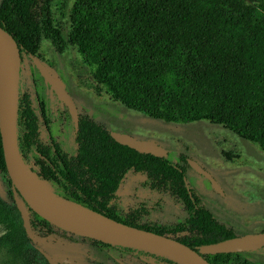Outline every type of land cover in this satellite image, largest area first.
<instances>
[{
	"label": "trees",
	"instance_id": "trees-1",
	"mask_svg": "<svg viewBox=\"0 0 264 264\" xmlns=\"http://www.w3.org/2000/svg\"><path fill=\"white\" fill-rule=\"evenodd\" d=\"M48 14V0H1L0 27L16 40L21 62L35 53L41 30L50 29ZM70 19V41L90 65L93 78L116 100L166 121L206 119L224 124L264 151V0H74ZM22 91L20 67L19 151L32 172L30 157L40 161L42 173L35 174L53 181L49 187L53 193L132 226L163 235L180 231L172 237L197 251L235 236L201 203L188 182V156L180 152L174 160L167 150L164 156L140 152L117 142L110 130L85 116H79L77 130L73 126L74 151L57 155L52 168L35 150L38 123ZM131 172L144 174L151 190L166 191L180 200L190 214L188 222L176 228L130 221L117 209V191ZM0 174L5 175L0 190L20 216L14 191L20 195L6 171L1 136ZM26 207L32 233L38 228L44 234L73 235ZM10 209L0 199V223H6ZM82 238L104 248L119 246ZM8 239L1 241L5 247ZM31 240L25 235L11 251L23 264H49L41 246L23 247ZM130 248L180 264L156 252ZM203 255L215 264L230 253Z\"/></svg>",
	"mask_w": 264,
	"mask_h": 264
},
{
	"label": "rangeland",
	"instance_id": "rangeland-1",
	"mask_svg": "<svg viewBox=\"0 0 264 264\" xmlns=\"http://www.w3.org/2000/svg\"><path fill=\"white\" fill-rule=\"evenodd\" d=\"M73 1L48 0L51 27L41 30L35 53L26 56L21 62L22 93L28 98L38 123L34 148L38 157L54 168L53 159L59 154H71L75 143L73 122L67 107L44 81L33 58L63 80L66 90L75 101L79 116H85L110 131L153 140L170 151V159H177V154L181 152L208 170L222 193L192 168H187L188 182L216 220L231 228L234 234L252 233L263 228L264 151L224 124L206 119L166 121L128 108L116 100L93 78L90 65L69 39ZM246 1L255 3L258 0ZM30 158L34 173L41 174L40 161L36 157ZM4 176L0 174V178ZM44 182L48 187L53 185L49 178ZM143 182H147L144 174L129 173L123 180L119 205L141 211L144 222L150 224L177 228L188 222L190 214L182 202L170 193H145L141 190L140 194H133V187ZM0 199L11 208L6 223H0V264H23L11 251L27 236L22 231V219L1 190ZM33 235L34 238L23 247L32 249L41 246L49 253L63 254L81 264H106L101 248L77 235L44 234L38 228H34ZM6 236L9 237L7 247L1 243ZM243 258L233 254L223 258L222 262L231 264Z\"/></svg>",
	"mask_w": 264,
	"mask_h": 264
},
{
	"label": "water",
	"instance_id": "water-1",
	"mask_svg": "<svg viewBox=\"0 0 264 264\" xmlns=\"http://www.w3.org/2000/svg\"><path fill=\"white\" fill-rule=\"evenodd\" d=\"M33 62L58 100L67 107L74 129L77 130L78 109L73 97L66 90L63 80L48 70L38 59L33 58ZM20 67L21 54L17 42L10 33L0 27V136L7 174L20 195L18 196L14 191V201L20 213L24 230L30 239H33L34 235L31 231L26 204L46 221L74 235L112 245L149 250L172 258L181 264H211L203 254L246 251L256 249L264 244V232L247 233L205 244L197 251L173 237L120 222L103 213L61 198L53 193L48 186V192H42L30 180L31 175L39 177L27 168L18 146L17 106ZM110 135L117 142L140 152L152 153L157 156L166 154V150L153 140L138 139L131 134L119 133L114 130L110 131ZM188 163L195 171L203 174L215 190L222 192L208 170L192 158H188ZM60 200L81 207L88 212V216L72 217L59 211L56 208V203ZM39 251L49 264L72 262L69 258L51 255L41 247Z\"/></svg>",
	"mask_w": 264,
	"mask_h": 264
},
{
	"label": "flooded vegetation",
	"instance_id": "flooded-vegetation-1",
	"mask_svg": "<svg viewBox=\"0 0 264 264\" xmlns=\"http://www.w3.org/2000/svg\"><path fill=\"white\" fill-rule=\"evenodd\" d=\"M188 158H190V157H188ZM188 158H187V163H188ZM201 175H203V174H201ZM123 180L120 181L119 186H118V191H117L118 201H119L120 194L123 193V189H122ZM133 189L135 191V192H133V194H140L142 191H144L145 193L155 192V191L151 190L150 183H148V182H143L142 184H139V186L133 187ZM220 193H222V192H220ZM117 209H120L123 213L125 212L126 213L125 215H128L127 217L129 218L130 221H134L135 223H138L139 225H142V226H155L156 225V224H150V223L144 222L145 221L144 220L145 219L144 214L139 210H134V209H131V208L124 206V205L120 206L119 204L117 206ZM258 232H264V227L261 228L259 231L252 232V233H258ZM179 234H181L180 231L176 230V231L169 232V235H167V236L172 237V235L174 236V235H179ZM79 237L82 240L90 241L87 239H83L82 238L83 236H79ZM90 242L93 243L92 241H90ZM93 244H95V243H93ZM95 245L100 247L101 250L103 251L105 258H106V261H105L106 264H175V263L168 262V261H162V260H160V258L155 256L154 254H151L148 252H140V251H137L135 249H131L130 247H125V246L119 245V246H111V247H105L104 248V247L100 246L99 244H95ZM132 248H134V247H132ZM228 253H230V255L234 254L236 257L242 256L245 258V259L243 258V260H241V261H236V262L231 263V264H264V244L261 245L260 247L256 248V249L239 251V252H228ZM58 256H61V255H58ZM63 257H65V256H63ZM66 258H69V257H66ZM69 259H71L72 262H76L72 258H69ZM72 262H70V263H72ZM64 264H69V263H64ZM77 264H81V263L77 262ZM215 264H225V263L222 262V260H221V261H217V263H215Z\"/></svg>",
	"mask_w": 264,
	"mask_h": 264
},
{
	"label": "bare ground",
	"instance_id": "bare-ground-1",
	"mask_svg": "<svg viewBox=\"0 0 264 264\" xmlns=\"http://www.w3.org/2000/svg\"><path fill=\"white\" fill-rule=\"evenodd\" d=\"M32 183L39 188L42 192L47 193L48 188L47 185L42 182L39 178H36L35 175H31ZM56 208L59 211L64 212L65 214L72 216V217H85L88 216V212L83 210L81 207L69 203L67 201L60 200L59 202L56 203Z\"/></svg>",
	"mask_w": 264,
	"mask_h": 264
}]
</instances>
